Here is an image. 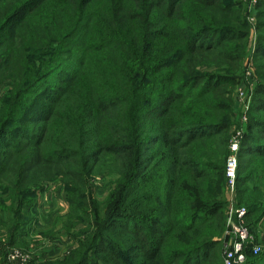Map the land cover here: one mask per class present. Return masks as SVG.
<instances>
[{
    "label": "trees",
    "instance_id": "16d2710c",
    "mask_svg": "<svg viewBox=\"0 0 264 264\" xmlns=\"http://www.w3.org/2000/svg\"><path fill=\"white\" fill-rule=\"evenodd\" d=\"M222 11L221 0L16 2L2 27H29L22 36L0 30V73L12 80L0 135L9 126L14 134L0 152V176L19 187L38 167L55 170L85 215L99 161L128 164L105 213L92 200L91 229L54 264H216L210 249L224 227V167L191 158L199 143L227 137V80L240 68L245 36L217 21ZM47 76L56 81L51 98V89L33 90ZM42 98L49 102L35 126ZM257 100L264 105V90ZM246 139L238 155H249V170L238 168L236 187L252 227L257 207L246 193L264 169V137Z\"/></svg>",
    "mask_w": 264,
    "mask_h": 264
},
{
    "label": "rangeland",
    "instance_id": "374dc122",
    "mask_svg": "<svg viewBox=\"0 0 264 264\" xmlns=\"http://www.w3.org/2000/svg\"><path fill=\"white\" fill-rule=\"evenodd\" d=\"M22 1L8 0L0 6V30L4 35H27L28 20L15 28L2 27L16 2ZM221 3L227 5L229 11L219 12L217 21H224L228 28L233 29L236 36L242 32L245 36V39L240 40L243 42L240 68L227 80L229 83L227 94L229 104L225 113L228 123L227 137L225 139L219 135L207 142L199 143L192 151L191 160L200 159L217 167L222 165L225 170L226 160L233 154L231 149L233 141L238 142L236 152L238 155L245 143H249L247 137H264V105L256 107L258 96L264 90V55H261L264 51V0H221ZM71 60L64 61L63 66L72 68L75 59ZM11 81L7 79L6 73H0V109L12 89ZM55 84V79L47 76L33 90L38 88L43 92L51 89V98L55 94L53 88ZM48 102L49 100L42 98L34 103L33 114L39 118L35 126L42 123L40 120L42 107ZM150 125L156 126L157 121L150 122ZM25 126L29 127L30 123H26ZM11 130L13 129L9 126L4 134L0 135V152L7 142L12 141L14 134H11ZM248 157L245 150L238 155L240 160L238 168L242 173L249 170L246 167ZM127 166L126 159L104 158L99 161L97 170L89 176L91 189L86 196L88 209L85 215L77 213L75 203H69L66 198L68 185L66 177L55 173V170L48 174L44 168L38 167L34 173L32 171V176L19 183V187L14 185V182L11 183L7 177L0 176V264H54L69 249L77 245L78 239L84 240L86 230L91 229L93 221L91 208L94 207L92 200L99 208L100 216L105 213L108 194L119 179L122 181ZM214 172H218L217 168ZM206 182L208 181L203 179L198 183L206 185ZM248 186L252 191L246 194H250L256 203L257 212L250 217L252 227L248 228L251 239L244 243L242 250L245 260L242 264H246L249 259L250 264H264V169L260 168V171L249 179ZM221 196L225 214L223 232L217 238L218 245L210 249L211 258L213 257L210 262L216 264H224L225 253L233 241L231 227L237 218L236 209L245 206L238 197V187L235 185V190L231 191L229 185L227 186L226 177ZM135 240L136 238L130 237V243ZM12 241L14 242L11 243ZM136 243L139 244L138 241ZM255 246H259L258 251H254ZM137 252L140 250L134 251ZM130 253H127L128 257Z\"/></svg>",
    "mask_w": 264,
    "mask_h": 264
},
{
    "label": "built area",
    "instance_id": "2783aa9c",
    "mask_svg": "<svg viewBox=\"0 0 264 264\" xmlns=\"http://www.w3.org/2000/svg\"><path fill=\"white\" fill-rule=\"evenodd\" d=\"M233 154H230L225 164V177L227 180V186L231 191L235 190L236 176L238 169V155L236 154L238 146L237 141L232 142ZM246 213L245 207L236 209V220L232 224L231 233L233 235V241L230 242V247L226 251L224 256V264H242L245 260L243 254L244 243L251 239L249 228L245 224L244 215ZM254 251L259 250V246H255Z\"/></svg>",
    "mask_w": 264,
    "mask_h": 264
}]
</instances>
